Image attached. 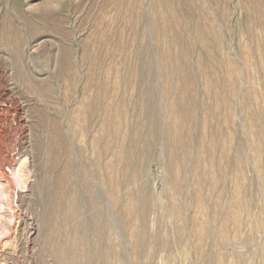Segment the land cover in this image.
<instances>
[{
    "label": "rangeland",
    "instance_id": "obj_1",
    "mask_svg": "<svg viewBox=\"0 0 264 264\" xmlns=\"http://www.w3.org/2000/svg\"><path fill=\"white\" fill-rule=\"evenodd\" d=\"M0 137V264H264V0H0Z\"/></svg>",
    "mask_w": 264,
    "mask_h": 264
},
{
    "label": "bare ground",
    "instance_id": "obj_2",
    "mask_svg": "<svg viewBox=\"0 0 264 264\" xmlns=\"http://www.w3.org/2000/svg\"><path fill=\"white\" fill-rule=\"evenodd\" d=\"M4 143L0 137V246L14 229L12 226L19 218L17 199L20 193L26 191L31 178L28 157L20 156L14 164L8 165ZM5 167L11 171L10 175L5 172Z\"/></svg>",
    "mask_w": 264,
    "mask_h": 264
}]
</instances>
